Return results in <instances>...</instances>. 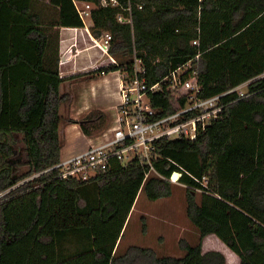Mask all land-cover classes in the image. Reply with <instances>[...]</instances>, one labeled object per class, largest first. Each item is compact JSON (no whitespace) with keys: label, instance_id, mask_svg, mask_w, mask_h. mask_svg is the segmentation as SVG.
Listing matches in <instances>:
<instances>
[{"label":"trees","instance_id":"obj_1","mask_svg":"<svg viewBox=\"0 0 264 264\" xmlns=\"http://www.w3.org/2000/svg\"><path fill=\"white\" fill-rule=\"evenodd\" d=\"M74 1L98 2L0 0V264H229L224 252L203 248L207 237L235 255V264H264V0H134L142 9L133 6L131 26L116 21L118 9L91 12L92 36L111 34L110 55L120 67L128 68L135 52L149 86L188 64L181 80L198 84L200 98L245 82L250 96L225 97L221 118L194 141L154 142L153 173L133 159L87 182L42 173L60 161L59 109L70 96L60 93L66 79L59 74V32L83 28ZM170 80L149 94L154 118L184 106L187 91ZM102 117L91 111L76 123L89 135ZM173 172L182 173L185 216L198 243L180 240L181 258L136 246L117 255L138 193L168 198Z\"/></svg>","mask_w":264,"mask_h":264},{"label":"built area","instance_id":"obj_2","mask_svg":"<svg viewBox=\"0 0 264 264\" xmlns=\"http://www.w3.org/2000/svg\"><path fill=\"white\" fill-rule=\"evenodd\" d=\"M73 4L83 24V28L80 29L86 32L92 42V48L96 49L102 57L100 63L93 66L92 70H97L100 67H118L117 60L110 55L111 34L104 32L98 37H94L85 22L87 19L91 20L93 10L109 7L120 10L116 15V21L119 24L131 26L133 6L137 10H141L142 6L135 3L134 0H125L124 4H121L119 0H98L96 4L74 1ZM192 45H197V42L192 41ZM188 68V64L180 67L160 82L149 86L145 76L146 69L133 52L130 66L128 68L119 66V69L114 72L120 81V105L117 110L115 126L104 133L99 142L88 146L84 152L64 160L60 159L55 166L42 173L55 170L59 179L87 182L99 173L110 169L115 162L126 164L137 159L149 167V174H151L154 172L152 167V160L155 158L153 156L154 142L162 139L194 141L205 132L210 124L221 118L224 108L221 102L225 97L234 96L236 100H240L250 96L246 90L250 82H245L221 94L200 98L198 84L189 80L184 82L181 80V76ZM169 78H171L173 89L182 85L187 91L184 106L171 114L154 118L156 112L150 105L149 94L160 92L161 83L166 82ZM178 173L182 176L181 172ZM38 175L40 174L33 177ZM169 181L179 182V180L173 181L171 178ZM197 182L202 188L199 190L207 189L205 177ZM5 193H0V198Z\"/></svg>","mask_w":264,"mask_h":264},{"label":"crops","instance_id":"obj_3","mask_svg":"<svg viewBox=\"0 0 264 264\" xmlns=\"http://www.w3.org/2000/svg\"><path fill=\"white\" fill-rule=\"evenodd\" d=\"M96 53L98 51L92 48L91 40L83 29H60L59 74L61 78L66 79L60 86V93H68L70 96L69 102L59 109L61 121L58 134L62 143L61 160L84 152L88 146L99 142L102 135L115 126L117 110L120 105V81L117 74L110 73L90 78L84 77L78 80L69 79L77 74L94 71L95 69L92 70V67L98 65L102 60L100 58L96 59ZM91 111H99L103 114V117L101 120L94 121L89 135H85L76 122L81 121ZM181 229L185 230L182 227ZM183 231L180 233L179 240H185L190 245H192V242L193 244L197 242L198 233L190 228L191 236H185ZM218 243L213 237H207L203 241V248H217L225 253L229 264H235L236 256L227 252ZM179 253L176 258L182 256V252Z\"/></svg>","mask_w":264,"mask_h":264},{"label":"rangeland","instance_id":"obj_4","mask_svg":"<svg viewBox=\"0 0 264 264\" xmlns=\"http://www.w3.org/2000/svg\"><path fill=\"white\" fill-rule=\"evenodd\" d=\"M85 23L90 30L91 20L87 19ZM95 57L102 59L98 53ZM170 189L171 195L168 198L156 201L147 200L142 191L138 193L116 245L117 255H121L130 246H136L152 249L158 257L176 258L179 252H182L181 257L184 256L185 252L179 248V237L183 231L181 227L186 230L183 231L185 236H191L190 228L196 233L198 231L185 216L186 187L179 182H171ZM199 194L197 191V198ZM143 223L145 224L144 232L142 231ZM197 236V242L195 244L192 242L194 246L198 243L199 233Z\"/></svg>","mask_w":264,"mask_h":264},{"label":"water","instance_id":"obj_5","mask_svg":"<svg viewBox=\"0 0 264 264\" xmlns=\"http://www.w3.org/2000/svg\"><path fill=\"white\" fill-rule=\"evenodd\" d=\"M180 177H181L180 173H178V172H173L170 178H171L173 181H177V180H179ZM174 178H176V179L174 180Z\"/></svg>","mask_w":264,"mask_h":264},{"label":"bare ground","instance_id":"obj_6","mask_svg":"<svg viewBox=\"0 0 264 264\" xmlns=\"http://www.w3.org/2000/svg\"><path fill=\"white\" fill-rule=\"evenodd\" d=\"M176 178H174V180H175Z\"/></svg>","mask_w":264,"mask_h":264}]
</instances>
